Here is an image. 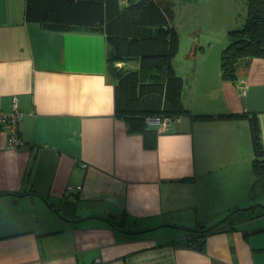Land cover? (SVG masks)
<instances>
[{
  "label": "crops",
  "instance_id": "0c3cea01",
  "mask_svg": "<svg viewBox=\"0 0 264 264\" xmlns=\"http://www.w3.org/2000/svg\"><path fill=\"white\" fill-rule=\"evenodd\" d=\"M24 10L25 0H0V110L17 100L22 113L18 145L0 132V264H264V242L245 228L255 210L248 123L180 117L149 125L147 147L114 115L105 36L48 30ZM196 48L182 69L173 56L183 105L258 113L264 149V60L232 85L220 58ZM65 200L76 202L71 218ZM212 228L201 250L186 245Z\"/></svg>",
  "mask_w": 264,
  "mask_h": 264
},
{
  "label": "trees",
  "instance_id": "16d2710c",
  "mask_svg": "<svg viewBox=\"0 0 264 264\" xmlns=\"http://www.w3.org/2000/svg\"><path fill=\"white\" fill-rule=\"evenodd\" d=\"M25 0V21L54 31L102 34L107 41V70L114 84L115 116L127 131L142 133L147 147L156 146L157 130L149 119L167 124L180 117L192 122L244 120L250 127L252 174L249 198L264 194V149L258 113L251 111L193 112L182 103L181 75L173 65L179 50L170 4L159 0ZM238 24L226 30L220 50V77L237 85L253 59L264 60V0H248ZM119 62L132 66H118ZM251 205L250 208H252ZM224 220L219 224H223ZM215 228V227H214ZM210 230H192L186 245L201 250ZM213 230V231H212ZM264 230V229H262Z\"/></svg>",
  "mask_w": 264,
  "mask_h": 264
},
{
  "label": "rangeland",
  "instance_id": "374dc122",
  "mask_svg": "<svg viewBox=\"0 0 264 264\" xmlns=\"http://www.w3.org/2000/svg\"><path fill=\"white\" fill-rule=\"evenodd\" d=\"M170 5L171 21L178 33L179 50L174 55V63L178 68L185 66L183 54L190 46L197 50L204 49L219 59V50L227 37V27L237 25L240 16L246 10L248 0H159ZM187 81L183 88H186ZM255 210L250 211L245 226L252 234L253 240L264 242V195L251 200ZM257 228V229H256Z\"/></svg>",
  "mask_w": 264,
  "mask_h": 264
},
{
  "label": "built area",
  "instance_id": "2783aa9c",
  "mask_svg": "<svg viewBox=\"0 0 264 264\" xmlns=\"http://www.w3.org/2000/svg\"><path fill=\"white\" fill-rule=\"evenodd\" d=\"M127 0H123L125 3ZM22 117V113L17 105V100H14L11 105V109L9 111L0 110V132H3L8 137V143L11 146H16L20 142V138L18 136L19 130V121ZM166 122L161 123L160 118L149 119V125H154L157 127H162ZM80 189V187H78Z\"/></svg>",
  "mask_w": 264,
  "mask_h": 264
},
{
  "label": "water",
  "instance_id": "95a60500",
  "mask_svg": "<svg viewBox=\"0 0 264 264\" xmlns=\"http://www.w3.org/2000/svg\"><path fill=\"white\" fill-rule=\"evenodd\" d=\"M61 207L62 217L68 218H71V216H73L74 212L77 209L76 202L74 200L63 201Z\"/></svg>",
  "mask_w": 264,
  "mask_h": 264
}]
</instances>
